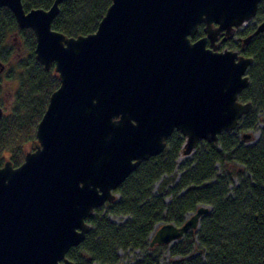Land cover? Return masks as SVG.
<instances>
[{"label": "water", "instance_id": "obj_1", "mask_svg": "<svg viewBox=\"0 0 264 264\" xmlns=\"http://www.w3.org/2000/svg\"><path fill=\"white\" fill-rule=\"evenodd\" d=\"M63 1L27 10L23 0H0L20 28L33 29L35 58L60 78L35 148L18 166H0V264H75L67 253L92 229L86 219L116 200L119 185L163 152L174 130L190 155L252 107L239 95L253 57L218 51L215 42L250 21L262 0H112L96 30L76 36L52 28ZM200 25L204 34L193 40ZM263 32L264 18L244 40ZM209 211L201 204L182 225L162 223L150 246L181 240Z\"/></svg>", "mask_w": 264, "mask_h": 264}, {"label": "trees", "instance_id": "obj_2", "mask_svg": "<svg viewBox=\"0 0 264 264\" xmlns=\"http://www.w3.org/2000/svg\"><path fill=\"white\" fill-rule=\"evenodd\" d=\"M53 1L23 0V4L28 10L48 8ZM111 1L64 0L52 28L69 36L95 31ZM255 18L263 20L264 0ZM13 31L24 38L30 54L16 59L13 66L20 69L19 83L0 118V166L6 159L15 166L24 161L26 146L36 142L37 124L60 84L54 66L45 70L35 58L33 29L20 28L6 6L0 7V61L12 60L15 46L8 37ZM203 34L200 25L192 39ZM240 53L253 57L247 70L249 85L239 95L240 101H251L250 111L216 141L200 140L191 157L181 162L185 138L174 130L164 151L142 161L119 185L118 198L107 202V208L96 207L86 219L92 229L67 253L75 264H123L119 251L132 249L140 250L142 256L129 264H160L163 248L169 249L168 264H264V127L254 143L242 141V134L256 127L257 114L264 109V32L241 47ZM234 177L238 184L232 190ZM158 181V193H154ZM201 204L210 206V211L201 216L197 229L170 246H150L156 227L164 222L182 225ZM110 214L128 218L119 224Z\"/></svg>", "mask_w": 264, "mask_h": 264}, {"label": "rangeland", "instance_id": "obj_3", "mask_svg": "<svg viewBox=\"0 0 264 264\" xmlns=\"http://www.w3.org/2000/svg\"><path fill=\"white\" fill-rule=\"evenodd\" d=\"M255 16L250 21L235 28L233 35L229 37L231 38L229 42H222L220 44H216L217 45L216 49L218 51H223L225 49H232L240 53L237 36H241L243 32L245 31L244 29L246 27H249L251 25L258 23ZM14 37L18 39V43L13 40ZM8 41L11 44H13L15 48L13 49V52H12L13 54L12 60L8 63L3 62L4 69L0 71V101L2 104L1 106L4 108V110L8 109L9 105L12 102L13 94L18 87V82H19L18 78H19L20 69L17 68L16 70H14L13 66L17 62L15 60L16 59L20 60L21 58H24L30 54V49L25 44L24 38L17 31H13L10 33L8 37ZM17 46L19 47L18 49H16ZM9 73H12V74H10L9 76L8 75ZM257 116H258V120L256 123V127L252 129L251 131H248L251 134V137L249 138L248 141L242 140L246 144L254 143L259 137L260 129L264 127V109L260 110ZM260 122L263 124L262 126L258 125ZM34 148H35V143L29 144L26 146L27 151L32 150ZM189 157H191V154L190 155L181 154L178 159V162H181L182 160L189 158ZM176 171L178 174L180 173L178 169ZM160 182L161 181H158L154 184V188H153L154 193H158V187H159ZM237 184H238V179L234 177L233 183L231 185L232 190ZM116 198H118V195L116 196ZM107 207H108V203H105L104 208H107ZM109 218L113 220L114 222L121 224L128 218V216L110 214ZM119 252L122 257L121 260L123 264L132 263L133 261L139 259L142 256V252L138 249H132V250H127V251L120 250ZM159 261H160V264H168L169 262V249L168 248H163L161 250V252L159 253Z\"/></svg>", "mask_w": 264, "mask_h": 264}, {"label": "flooded vegetation", "instance_id": "obj_4", "mask_svg": "<svg viewBox=\"0 0 264 264\" xmlns=\"http://www.w3.org/2000/svg\"><path fill=\"white\" fill-rule=\"evenodd\" d=\"M259 23V22H258ZM258 23H256V24H258ZM255 24V25H256ZM257 26V25H256ZM256 26H255V28H256ZM255 29H253V31H254ZM244 31V30H243ZM253 31H250V32H243V34L241 35V36H237V41H238V45H239V51H240V49H241V47H243V46H245V45H247L250 41H248V42H245V40H244V38L246 37V36H248L250 33H252ZM13 40L15 41V42H17L18 43V39L16 38V37H14L13 38ZM231 40V38H229V39H226V40H223V34H220L219 36H218V38H217V40H216V42H215V44H220V43H222V42H229ZM19 47L17 46V48L16 49H18ZM19 80V79H18ZM17 80V81H18ZM8 82V81H7ZM19 83V82H18ZM1 102V101H0ZM1 106V105H0Z\"/></svg>", "mask_w": 264, "mask_h": 264}, {"label": "bare ground", "instance_id": "obj_5", "mask_svg": "<svg viewBox=\"0 0 264 264\" xmlns=\"http://www.w3.org/2000/svg\"><path fill=\"white\" fill-rule=\"evenodd\" d=\"M258 125H259V126H262L263 124L260 122ZM209 209H210V206H209Z\"/></svg>", "mask_w": 264, "mask_h": 264}]
</instances>
